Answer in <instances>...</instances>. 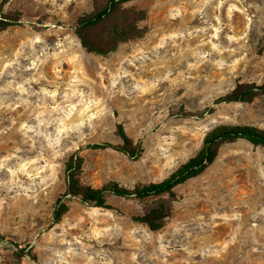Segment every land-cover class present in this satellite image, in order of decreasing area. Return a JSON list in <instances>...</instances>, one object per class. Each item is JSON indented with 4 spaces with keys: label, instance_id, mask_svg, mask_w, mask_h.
Here are the masks:
<instances>
[{
    "label": "rangeland",
    "instance_id": "obj_1",
    "mask_svg": "<svg viewBox=\"0 0 264 264\" xmlns=\"http://www.w3.org/2000/svg\"><path fill=\"white\" fill-rule=\"evenodd\" d=\"M144 37L109 56L74 33L94 0H0V264H264V150L224 145L201 176L176 188L157 232L134 217L158 198L109 195L111 209L65 199L66 163L81 183H159L219 125L264 129V96L216 103L238 83L264 82V0H136ZM143 143L131 160L117 127ZM167 198V196H165Z\"/></svg>",
    "mask_w": 264,
    "mask_h": 264
},
{
    "label": "trees",
    "instance_id": "obj_2",
    "mask_svg": "<svg viewBox=\"0 0 264 264\" xmlns=\"http://www.w3.org/2000/svg\"><path fill=\"white\" fill-rule=\"evenodd\" d=\"M134 1L136 0H94L93 11L80 16L73 28L81 46L90 54L106 57L116 52L121 44L144 37L148 31L144 25L147 21V12L129 6ZM17 25H19L17 19L9 17L0 19L2 31ZM260 96H264V82L261 84L238 83L230 93L219 98L216 103H252ZM117 136L120 139L119 144L107 142L91 145L90 148L111 149L124 154L131 160H137L143 156V143L134 141L122 124L117 127ZM240 140L264 150V129L253 125H219L205 136L198 153L168 178L159 183L139 184L133 188L124 187L117 182L108 183L102 188L83 185L80 178L84 159L78 155H72L66 163V191L57 200L54 222H61L68 212L65 201L68 197L78 198L84 204L102 209H111L107 201L109 195L140 201L158 198L157 201L145 207L143 215L133 219L146 225L152 232L160 231L171 214L172 202L177 199L176 188L201 176L217 160L224 145Z\"/></svg>",
    "mask_w": 264,
    "mask_h": 264
}]
</instances>
